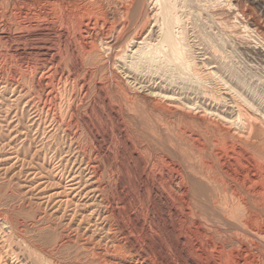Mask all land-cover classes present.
Masks as SVG:
<instances>
[{"label":"rangeland","instance_id":"1","mask_svg":"<svg viewBox=\"0 0 264 264\" xmlns=\"http://www.w3.org/2000/svg\"><path fill=\"white\" fill-rule=\"evenodd\" d=\"M12 1L14 2V4ZM65 1L67 2V0ZM70 1L71 0H68L66 4L62 5L60 7L61 10L59 12V7L57 8L53 5L38 7L31 6L30 4H28L27 0H0V264H99V262L100 264H102L101 261H103L104 258L110 260V256L112 255L110 251V240L106 239L108 238L107 232L113 233L115 230L119 229V225H124L125 228L128 227L129 221L127 218L129 217V215L131 219H134L137 216L136 220H138V222L140 221L139 224L143 223L144 231L146 230V235L148 234V236H146L144 240V242L147 244H141L142 241L140 242V240H138V246L140 247L141 244L144 248L147 246V248L149 249L150 247L149 250L152 252H159L162 250L163 252L161 251L160 253L166 255V257L162 254L161 257L158 256L159 258H154V256H152L150 253H146L145 261L139 260L140 264H151L150 262L154 259L155 261L152 262L153 264H156L157 262V264H161L163 263L162 260H164L165 262L163 264H184L183 261L178 259L177 255L173 254L175 252L172 250L170 245H168V241H166L167 238L164 234H166L167 237L170 234H173L174 236L178 235V237L170 235L173 236L170 238L174 239L185 238L186 242L183 239L180 244L182 245V243L184 242L181 247L183 249H186L188 248L187 233L189 229H193L195 231L196 227V231L198 230V232H203V236L206 234L209 237L207 238V236L205 235L207 239H213L214 243H211V247L216 249V246H218V249L220 251L218 252L217 249V253H215L214 250V257H211V260L208 261L202 259L201 261L199 260V263L197 261V258L193 257L192 253V256L190 255V253H185L184 255L186 256V258L185 256H183V258L188 264H201V262L202 264H231L233 261H235V259L236 261H239V263L234 264H240L241 262H243L245 253L242 250L239 251L237 247L235 248L236 243L232 242V240L237 239L236 237L238 236V238H241V233L243 232H237H239V224H241L240 221H242V219H244L243 221H245V218L247 220V213L244 212V214H242L241 211H235L236 209L240 210V207L234 210V213L236 212V215H234L235 220L236 218L239 220L242 217L239 222L237 220L235 221L236 223L238 222V226L234 222L235 226H237V229L234 225H232L234 226L233 228L230 225L225 224V227H230V229L229 227L226 229L223 226L224 224H222L218 220V222L215 220L214 223L211 222L210 224L212 226L215 225L214 227L209 225L206 227V230H204L205 227H203L202 225H198V223H202V221L200 222L197 217L190 219V217H186L183 215L181 209L182 201L180 200L186 197L184 195L187 194L184 193L187 189L186 187L190 188L189 186L191 185L192 181V177L190 176V174L192 172L205 173L209 181L213 178V182L211 181L212 184L211 182H209L211 186L213 185V188L217 184H220V181L226 185L228 179L223 178V168L228 169L230 167L232 168H230L232 171L234 167L235 170L233 171V173H235L236 171L234 175L237 178L236 182L235 180L231 181V183L229 182L232 190H228L230 187L225 188L223 183H221L220 186L217 185L216 187L222 188H218L221 194L225 191L227 193L224 194H228L230 191V194L233 195L232 197L234 199H232L230 194H228L229 196L227 197H231L230 199H232L233 202L229 198L228 199L232 203L239 201V203L245 202V197H242L243 194L240 193L241 190H245L248 192L253 190H259L260 193V190L262 191L263 189L261 193H264V155L258 153V151H256L255 149H250L247 144H241L239 140L233 137V139L231 137L229 138V136H226L223 131L220 130V133V131L215 129L219 125V122H221L219 116L217 117L216 115L217 113H220L221 116L223 115L224 109H227V107L223 105H226L225 101L228 97L226 94H223L224 90L218 87L216 83H213V81L203 73L204 69H210L211 67L216 65L214 64V61L223 64V68H227L229 66V69L227 68L229 72H231L232 74L234 73V75L240 80V82L242 81L241 83L244 88L247 87L246 90H249L248 92L254 98L260 100L264 104V66L258 64L257 61L254 62V60L249 59L248 57L246 58V55L242 54L243 52L239 49L238 45H236L232 38H230L231 32L235 30V28L231 27L230 20H228V24L225 21V23L223 22L224 24L222 25H220L221 22L216 21L217 23H220L217 25L215 20L210 15V13L216 8V6L214 5V0H200L201 2L199 0H169L170 2H168V0H166V4L169 7L171 3L173 4H171V7L174 6V13L171 10L172 8L170 7L169 11L171 10V12H169L167 15L170 17L167 18H171V20H174V18L177 17L176 19H178V21L180 20L179 23L177 22V20L175 21L176 23H173L175 24L173 28L170 27L172 30V34L176 38L179 37L181 42L182 38L184 39L186 37L185 41L183 40L185 44L183 42L182 43L184 45H188L185 48L187 51L184 49V46H182L183 44L180 45L181 42L177 41L179 46L182 47L183 50H185V59L187 60L188 58L189 62L192 61L190 62V64L192 65H194V61L195 64H203L204 62L208 61L207 63H204L205 65H199L200 67L198 66V71L200 74H202L197 77V79L193 76V71H191V69L189 70L188 67L186 68L187 64L185 65L181 61L179 62L177 60L174 61V58L171 59V56L169 57V53L167 54V45L162 44L164 50L162 49L161 45V47L158 46L157 48L154 46H148L143 49L141 55L135 53V50H137L138 47L134 46V44H132L133 42H131L133 41L132 37L134 35L140 33L141 39L144 38L146 42L150 44L152 43L151 37L153 36V28L156 24V22L152 21H154L155 18L153 19L148 17L149 20L147 19L148 21H146V17H143L144 15H147V12L151 13L153 10H155V8V12L160 11V6H157L158 2L153 0H140L141 2H144L142 3L143 7H141L142 5H138L139 9L137 8V11H140L138 14L142 12L140 16H143L141 17V19L143 18L145 22L142 19L143 21L141 23V19H139L138 22L137 20H134V24L133 22L129 23L127 22L128 20L124 21L122 19L121 22L123 24H120L121 22L119 20L121 18L118 16L119 3L116 1L114 3H112L113 0H72L73 2ZM147 1L150 5L147 4ZM247 1L248 0H231V3H233V5L235 3L239 4V6L243 10L249 9L250 12L255 13L257 20L264 24V17L262 16V14L257 10L256 7L250 6L249 2ZM141 2H139V4H141ZM151 3L153 5H151ZM163 3H160L161 7H167V5L165 3V5H163ZM114 5L116 6L117 11ZM144 6L147 7L145 8L146 10L144 9ZM149 6L152 7L149 8ZM132 9L133 11L135 10L134 8ZM34 11L35 13H33ZM143 11L145 12V14ZM200 15L202 16V18ZM159 16H156L158 17L157 20L159 19L157 21L156 27H159L164 22L161 20L162 23H159L161 22L160 19L164 18H160ZM38 17L40 19H38ZM181 18L185 19V21ZM133 19L130 18L129 20L132 21ZM33 20H35V24ZM213 22H215L216 25ZM126 23L129 25H127ZM139 23L142 24V27H140L141 25ZM28 24L30 25L28 26ZM136 25L138 26V28ZM121 26H123L124 29ZM162 26L164 27V23L162 24ZM86 27L90 30V33H88ZM141 29L142 31H140ZM239 30L241 31V36H243L244 38L247 33L245 34L244 29ZM195 32L197 34H195L194 36ZM95 34L99 36H101L102 34V37L108 38L107 40L109 41L116 39L114 43L115 45L109 47L105 46L104 43L106 41H102L99 38L97 39L95 37ZM198 35H200L201 37ZM227 35L230 37H228ZM190 36L195 38L193 39ZM130 39L131 41H129ZM196 39H199L200 41ZM196 41L198 43L200 42L202 44L200 45L203 47L198 45ZM202 41L204 43H202ZM186 42H190V44H187ZM88 44H91V46ZM205 44H207L208 46H205ZM89 47L91 48V50L95 51L94 54L96 55V59L86 61L85 59H89V57L87 56V54H85V51H89ZM211 47L212 49H210ZM213 47L215 49H213ZM203 48H205L204 50L206 51L212 50V52H215L218 49L215 52L217 56V58H215L216 60L214 59L213 61H210L205 57L204 54L203 56L201 54L204 52ZM199 49H202L201 52H199ZM161 52L163 54H161ZM187 52L189 53L188 57ZM201 60H203L204 62ZM209 61L213 62V64L208 65ZM132 62H135L134 65H132ZM180 64L184 65H182L181 67ZM227 69L225 70L227 71ZM212 71L215 72V68H213ZM201 76H203V78ZM199 78L203 79L204 81ZM218 79V83L220 84L221 82V84H223V78L219 77ZM189 88L192 89L190 90ZM216 95L219 97H217ZM167 96H172L170 97L172 98V100H170V98H168V100L166 98ZM206 96H208V98ZM213 97L218 98L216 104L212 102ZM209 98L212 99L210 100ZM175 100H177V102H175ZM173 103L179 104L177 105L178 108H174ZM141 107L143 108L140 109ZM179 107L182 108L180 109ZM147 108L150 110H148ZM216 108H219L222 111L219 112L220 110L218 111ZM169 109L171 110V112L174 109L177 110H174L176 112L173 111L171 113ZM142 110L143 112H141ZM160 110L162 114L159 112ZM144 111H148V113ZM256 111V114H260V111ZM182 113H185V116L182 115ZM204 113L206 117L204 116ZM141 115L144 117V119ZM137 116L139 117V119L137 118ZM197 116H202L200 118H203L204 116V118L210 121L208 122L204 118L199 119L197 118ZM159 117L160 119H158ZM162 117L163 119H161ZM145 118H147L148 121L147 119L145 120ZM180 119H183L184 121ZM145 121L146 123H143ZM153 121H156L154 122L156 126L152 123ZM205 121L207 125L205 124ZM147 123L149 125H147ZM160 123H162V125ZM167 123H169L170 125ZM214 123L218 124L215 125ZM164 125H167L166 128L164 127ZM145 126L146 128H149L146 129ZM150 126H153V128ZM234 127L237 126L235 125ZM146 131H148V136ZM178 134L181 136H179ZM152 135H155L157 138H152ZM213 136L214 140L212 139ZM158 138H161V141H159ZM208 139L210 140V142ZM220 140L222 141V144ZM223 140L224 142H226V146L224 145L225 143L223 142ZM160 142H163L164 144H161ZM180 142L181 144H179ZM236 142L239 145L241 144L240 148L242 147L243 151H245V153L243 152L245 154V156L243 157V161L239 159L237 153H234V149L238 147V145H236ZM187 143L190 144L188 145ZM194 143L196 146L194 145ZM201 143H203V145ZM211 143L212 145H210ZM230 146L233 147L232 152ZM168 149L171 150L168 151ZM251 150L253 151V155ZM207 151L208 155L206 154ZM181 152L182 154H180ZM251 155L255 158H253ZM191 156L193 157V159ZM203 156H208L206 157L208 159L204 158ZM177 160L179 161V164L177 163ZM195 161L197 164H195ZM245 167H249L252 171L249 170V168L246 169ZM185 169H187L188 171ZM197 169H199V171ZM260 169L262 171H260ZM221 173L222 176H220ZM241 175L244 176L242 177V179L245 178L244 181H241ZM218 176H220L222 180H220L221 178ZM188 177H190V179ZM95 178L98 181L95 180ZM214 178L220 179L214 180ZM246 178H248L250 181ZM251 178H253V180H251ZM223 179L225 181H223ZM145 181L149 182L150 184H153L155 188L158 189V192H160L159 194H161L162 198L165 200L163 206L160 205L159 200L153 203L155 199L154 197H151V194L148 191H146V188L144 187L145 185L143 184L145 183ZM253 181L255 182L253 183ZM232 182H234V184ZM235 184H239L240 186H234ZM241 184L243 185V188H245L240 190V187L242 186ZM249 184L251 185V187H249ZM169 186L172 188H168V190L166 187ZM233 186L235 187V189ZM252 186L254 187V189L252 188ZM138 188L145 192L143 195H148L144 197L146 200L149 197L150 199L146 201L145 199L143 200V197H141L140 195L138 197ZM177 188L180 189V191ZM215 189L214 190L217 191V188ZM223 189L226 190L224 191ZM164 190L168 191L169 193L164 192ZM222 190L224 192H222ZM174 191L175 194H177L176 196H174ZM237 191L238 194H236ZM261 193L260 196L258 195L259 197H256L257 199L259 198L258 201H260L263 197V194L261 197ZM234 195H236V197ZM177 196L179 197V200ZM180 197H182V199ZM235 198L238 201H236ZM241 199L243 200V202ZM184 200L189 201L188 194ZM263 200L260 201L262 203H257L258 205L261 204L259 205L260 207L264 206ZM154 207L156 208L154 209ZM173 209H175L176 211L179 210L177 212L178 220L176 219V221L179 224L181 223L180 225L175 222V217L172 214ZM155 210H158L157 213L155 212ZM238 213H241L243 216ZM159 215L161 217H159ZM145 216H147L146 219ZM148 216L154 218L155 221L158 220V222L155 223L158 224V226L160 225L159 227L161 229H157L153 225L154 222H152L151 218ZM160 218H162L163 220ZM182 218L185 219L183 220ZM144 219L146 222L143 221ZM262 219L263 218L259 220L262 223L260 224L259 222V227L264 228V219ZM192 220H194V224ZM195 222H197V224H195ZM116 223L119 225H117ZM147 223H150L149 227H147ZM215 223H218V225ZM220 225L222 226V228ZM162 226L164 227V229ZM193 226H195V228H193ZM216 226L219 229H217ZM208 227H210V229H208ZM152 228L155 230V234ZM165 228H168V232ZM172 228L175 229V231L173 229V232L175 234L173 232L169 234V231ZM178 228L181 230H179ZM214 228H216L215 230H217L218 232H214L215 230L212 231ZM147 229H151V232L149 230L148 232ZM176 229H178L179 231ZM126 230L130 231L131 228H126ZM160 230L164 231L160 232ZM220 230H222L223 232ZM229 230H233L231 232L232 234ZM149 233L151 234L149 235ZM228 233L230 234L227 235ZM118 234L119 235H116V242H118L116 244H119V246L127 244L126 240L122 238V235L120 233ZM183 234H186L184 235L186 237L182 236ZM156 235H160L161 237H157ZM151 236L152 238H150ZM148 237L149 239H147ZM154 237L156 241H154ZM217 237L221 238H219L218 242L216 240ZM228 237L230 240L226 239ZM147 240L150 242L152 241L151 243H153V245L155 242L154 250H152V244L150 242L149 244ZM160 240L161 243L159 242ZM221 240H223V243H220ZM256 240L257 238L251 237L249 240L246 241V247L247 249H250L249 252H254L256 254H258L259 252V254L255 255L253 258L254 264H260L261 262V264H263L264 259L262 258L264 256L262 257V254L260 253L261 251L264 252V244L260 241L263 245L260 243V245H262L261 248V246L257 243L258 246H260L258 247L256 242H259V240ZM164 243H166L165 245H168V247L170 248L171 254L168 251V247H166ZM185 243L187 246L185 245ZM212 244L213 246H215L213 247ZM220 244H222L223 247ZM247 244L248 246H251L248 247ZM255 246L258 247L256 251L254 249ZM156 247L161 248L159 249ZM250 247L254 248L252 249ZM221 248L226 249L228 257L226 256L225 250V255L224 252L223 254H221L223 251L221 250ZM234 248L236 250L238 249V252L234 250ZM107 249L109 250L106 251ZM105 251L108 253L106 254ZM127 253L122 254L126 262H120L119 264H134L135 258L132 256L133 254L130 253L129 257ZM166 253L169 254V256ZM37 254L39 255V257ZM78 254H80V256ZM147 254H150L149 256H152L151 258H153V260ZM92 255L95 259H91ZM99 256H103V258L98 259L101 258ZM187 256L189 259L191 258L190 261ZM240 256L242 257V259H240ZM257 256L259 257L257 258ZM67 257L69 259H67ZM88 259H91L92 262L90 260L87 261ZM230 260L232 262H230ZM178 261L181 262L179 263ZM186 262L185 264H187Z\"/></svg>","mask_w":264,"mask_h":264},{"label":"bare ground","instance_id":"2","mask_svg":"<svg viewBox=\"0 0 264 264\" xmlns=\"http://www.w3.org/2000/svg\"><path fill=\"white\" fill-rule=\"evenodd\" d=\"M16 1V0H15ZM20 1V0H19ZM24 1V0H23ZM28 1V4H30L31 6H47V5H53V6H56L57 8L59 7V12H60V7L62 6V5H64V4H66L67 2H68V0H67V2L65 1V0H27ZM72 1V0H71ZM70 1V2H71ZM112 1V0H111ZM118 2L119 4V8H118V16L121 18L119 21L121 22V20L123 19L124 21H127V22H129V23H132L134 20H137V22H138V20L139 19H141V17H143L142 15L140 16V14L142 13H140V14H138L139 12L137 11V8H138V5L140 6V5H142V3H144L143 1H145V0H143L142 2L140 1V0H113V2L112 3H114V2ZM150 1V0H149ZM153 1H156V2H158L157 3V6H160V11H156L155 12V10H156V8H155V10H153L151 13L150 12H147V15H144V17L143 18H145V20L146 21H148L149 19H148V17L149 18H155L154 19V21H152V22H156V24H157V21L159 20H157V18L158 17H156V16H159V15H161V16H159L160 18H162V17H164V18H162V19H160V21L162 20V21H164L163 23H164V27L162 26V21L161 22H159V23H162L159 27L157 26L156 27V24L154 25V28H153V36L151 37V42L153 43H148V42H146V40L143 38V39H141V35H140V33L139 34H136V35H134L135 34V32H134V36L132 37V40L133 41H131V39L129 40V41H131V42H133L132 44H134V46H137L138 48H137V50H135L136 52L135 53H137L138 55H141V53L143 52V49H145V47H158V46H162V44L163 45H167V54L169 53V57L171 56V59L172 58H174L173 60L175 61V60H177V61H181L182 63H184L185 65H186V68L188 67L189 68V70L191 69V71H193V76L197 79V77H199L201 74L199 73V71H198V66L199 65H201V66H203V65H205L204 63H207V62H204L203 60H201V61H203L204 63L202 64V63H199V64H195V61H194V65H192V64H190V62H192V61H188L189 59L187 58V60L185 59L186 57H184L185 56V48H186V46H188V45H184L185 43H184V41H185V39H186V37L183 39L182 38V42L184 43H182L181 42V40L179 39V37L178 38H176L173 34H172V30H171V28L170 27H174L175 26V24H173V23H176L175 21L177 20V22L179 23L180 22V20L178 21V19H176V18H174V20H171V18H167V17H170V16H167L168 15V13L169 12H171V10H172V12L174 11L173 10V7H171L172 5L170 4V7L172 8L170 11H169V6L166 4V0H153ZM171 1V0H170ZM169 0H168V2H170ZM197 1V0H196ZM200 1V0H199ZM204 1H206V0H204ZM234 1H237V0H234ZM246 1V0H245ZM5 2V1H4ZM13 2V1H12ZM26 2V1H25ZM73 2V1H72ZM139 2H141V4H139ZM156 2H155V4H156ZM167 5V7L166 6H163V5H165L164 3ZM201 2V1H200ZM214 5L216 6V8L210 13V15H211V17L215 20V22L217 21H219V22H221V24L220 23H217V25L218 24H220V25H222V24H224L225 23V21L227 22V24L229 23L228 22V20H230V22H231V27L232 28H235V30H233L232 32H231V34H230V36H228V37H230V38H232V40L236 43V45H238V47H239V49L243 52H241L242 54H244V55H246V58L248 57L249 59H252V60H254V62L255 61H257L258 62V64H261V65H263L264 66V24H262L259 20H257V18H256V16H255V13H253V12H250L249 11V9L248 10H243L240 6H239V4H234L233 5V3H231V0H214ZM247 2H249V4H250V6H254V7H256L257 8V10L262 14V16L264 17V0H248ZM11 3V2H10ZM79 3V2H78ZM111 3V2H110ZM153 3V2H152ZM151 3V5H153ZM163 3V7H161V4ZM179 3V2H178ZM205 3V2H204ZM13 4H14V2H13ZM146 4V3H145ZM147 4H149V2L147 1ZM160 4V5H159ZM190 4V3H189ZM2 5V4H1ZM20 5V4H19ZM29 5V6H30ZM116 5V4H115ZM114 5V7H115V9H116V11H117V8H116V6ZM150 5V4H149ZM182 5V4H181ZM206 5V4H205ZM13 6V5H12ZM21 6V5H20ZM109 6V5H108ZM133 6V7H132ZM155 6V5H154ZM183 6V5H182ZM195 6V5H194ZM113 7V6H112ZM134 8L135 10L133 11V9L132 8ZM141 7H143V5L141 6ZM152 7V6H151ZM150 6H149V8H151ZM201 7H203V6H201ZM214 7V6H213ZM19 8V7H18ZM22 8V7H21ZM25 8V7H24ZM23 8V9H24ZM29 8V7H28ZM43 8V7H42ZM51 8V7H50ZM104 8V7H103ZM102 8V9H103ZM145 8H147V7H145L144 6V9ZM37 9V8H36ZM41 9V8H40ZM47 9H48V7H47ZM114 9V10H115ZM139 9V8H138ZM143 9V8H142ZM186 9V8H185ZM195 9V8H194ZM197 9V8H196ZM201 9V8H200ZM33 10V9H32ZM42 10V9H41ZM58 10V9H57ZM141 10V9H140ZM146 10V9H145ZM147 10H150V9H147ZM152 10V9H151ZM183 10V9H182ZM198 10V9H197ZM206 10H208V9H206ZM21 11V10H20ZM25 11H26V9H25ZM49 11V10H48ZM144 12V11H143ZM204 12V11H203ZM210 12V11H209ZM257 12V11H256ZM5 13V12H4ZM33 13H35V11L33 12ZM46 13V12H45ZM65 13V12H64ZM88 13V12H87ZM174 13V12H173ZM202 13V12H201ZM258 13V12H257ZM31 14V13H30ZM38 14V13H37ZM76 14V13H75ZM74 14V15H75ZM101 14V13H100ZM144 14H145V12H144ZM171 14V13H170ZM40 15V14H39ZM45 15V14H44ZM175 15V14H174ZM28 16H30V15H28ZM32 16V15H31ZM196 16V15H195ZM201 16V15H200ZM36 17V16H35ZM40 17V16H39ZM38 17V19H40ZM85 17V16H84ZM23 18H25V17H23ZM47 18V17H46ZM45 18V19H46ZM130 18H134L132 21H130L129 19ZM136 18V19H135ZM142 18V19H143ZM172 18V19H173ZM199 18V17H198ZM201 18H202V16H201ZM35 19V18H34ZM72 19V18H71ZM140 20L141 21V23H142V21L144 20ZM148 19V20H147ZM165 19V20H164ZM170 19V20H169ZM182 19V18H181ZM208 19V18H207ZM17 20V19H16ZM31 20V19H30ZM145 20H144V22H145ZM182 20H184L185 21V19H182ZM205 20V19H204ZM34 21V24H35V20H33ZM45 21V20H44ZM196 21V20H195ZM198 21V20H197ZM28 22V21H27ZM135 22V21H134ZM133 22V23H134ZM208 22V21H207ZM215 22H213V23H215ZM224 22V23H223ZM32 23V22H31ZM111 23V22H110ZM201 23V22H200ZM216 23H215V25H216ZM33 24V23H32ZM120 24H123L122 22L120 23ZM127 24V23H126ZM135 24V23H134ZM140 24V23H139ZM148 24V23H147ZM197 24V23H196ZM205 24V23H204ZM30 24H28V26H29ZM38 25V24H37ZM80 25V24H79ZM89 25V24H88ZM125 25V24H124ZM127 25H129V24H127ZM130 25H132V24H130ZM141 26L140 27H142V24H140ZM144 25V24H143ZM171 25V26H170ZM192 25H193V23H192ZM208 25V24H207ZM34 26V25H33ZM95 26V25H94ZM137 26V25H136ZM148 26V25H147ZM181 26V25H180ZM212 26V25H211ZM210 26V27H211ZM224 26V25H223ZM122 28H123V26H121ZM146 27V26H145ZM209 27V26H208ZM16 28V27H15ZM36 28V27H35ZM74 28V27H73ZM137 28H138V26H137ZM144 28V27H143ZM150 28V27H149ZM197 28V27H196ZM215 28V27H214ZM86 29H87V31H88V33H90V30L86 27ZM124 29V28H123ZM127 29V28H126ZM186 29V28H185ZM211 29V28H210ZM225 29V28H224ZM239 29H244V31H245V37L243 38V36H241V31L239 30ZM19 30V29H18ZM119 30V29H118ZM135 30H137V29H135ZM152 30V29H151ZM183 30V29H182ZM195 30V29H194ZM193 30V31H194ZM199 30H200V28H199ZM214 30V29H213ZM3 31V30H2ZM139 31V30H138ZM137 31V32H138ZM140 31H142V29L140 30ZM139 31V32H140ZM148 31V30H147ZM174 31V30H173ZM192 31V32H193ZM116 32V31H115ZM121 32V31H120ZM117 33H118V31H117ZM142 33H144V32H142ZM175 33H176V30H175ZM179 33H180V30H179ZM186 33V32H185ZM190 33V32H189ZM149 34V33H148ZM188 34V33H187ZM193 34V33H192ZM195 34H197L196 32L194 33V36H195ZM214 34V33H213ZM212 34V35H213ZM88 35V34H87ZM90 35V34H89ZM117 35V34H116ZM150 35H151V33H150ZM205 35V34H204ZM220 35V34H219ZM9 36V35H8ZM82 36V35H81ZM178 36V35H177ZM188 36V35H187ZM198 36H200V35H198ZM207 36V35H206ZM95 37L98 39H100V40H102V41H106L105 43H104V45L105 46H107V47H109V46H114L115 44V40L113 39V40H111V41H109V40H107L108 38H103L102 37V34H101V36H99V35H97V34H95ZM114 37H115V35H114ZM130 37V38H131ZM150 37V36H149ZM189 37V36H188ZM191 38H195V37H192V36H190ZM201 37V36H200ZM215 37V36H214ZM221 37V36H220ZM219 37V38H220ZM179 39V40H176V39ZM190 38V39H191ZM197 38V37H196ZM216 38V37H215ZM110 39V38H109ZM188 39V38H187ZM199 39H201V38H199ZM199 39H196V40H199ZM228 39V38H227ZM184 40V41H183ZM226 40V39H225ZM148 41V40H147ZM177 41H180L179 43H180V45L181 44H183L182 46H184V49L185 50H183V48L182 47H180L179 46V44H178V42ZM193 41V40H192ZM200 41V40H199ZM216 41V40H215ZM218 41V40H217ZM229 41V40H228ZM227 41V42H228ZM94 42V41H93ZM98 42H99V40H98ZM187 43V42H186ZM189 44H190V42H188ZM187 43V44H188ZM195 43V42H194ZM196 43H198L197 41H196ZM202 43H204L203 41H202ZM213 43V42H212ZM222 43V42H221ZM75 44V43H74ZM84 44V43H83ZM86 44V43H85ZM131 44V43H130ZM201 43L199 42L198 43V45H200ZM214 44V43H213ZM41 45V44H40ZM88 45H90L91 46V44H88ZM93 45H95V44H93ZM202 45V44H201ZM200 45V46H201ZM207 44H205V46H206ZM231 45H232V43H231ZM234 45V44H233ZM130 46V45H129ZM160 46V47H161ZM193 46V45H192ZM195 46H196V44H195ZM208 46V45H207ZM219 46V45H218ZM222 46V45H221ZM83 47V46H82ZM88 47V46H87ZM97 47V46H96ZM190 47V46H189ZM201 47H203V46H201ZM238 47H236V48H238ZM9 48V47H8ZM60 48V47H59ZM90 48V47H89ZM95 48V47H94ZM111 48V47H110ZM155 48V49H156ZM166 48V47H165ZM188 48V47H187ZM151 49V48H150ZM161 49V48H160ZM162 49L164 50V48H163V46H162ZM192 49V48H191ZM197 49V48H196ZM205 48H203V50H204ZM209 49V48H208ZM210 49H212V47L210 48ZM213 49H215L214 47H213ZM217 49V48H216ZM219 49H221V48H219ZM82 50V49H81ZM89 50V49H88ZM90 50H91V48H90ZM85 51V50H83V51H85V54H87V56L89 57V59L87 58V59H85L86 61H90V60H94V59H96V55L94 54L95 53V51L94 50H91V51ZM157 50V49H156ZM159 50V49H158ZM166 50V49H165ZM189 50V49H188ZM200 50V49H199ZM198 50V51H199ZM202 50V49H201ZM201 50L199 51V52H201ZM218 50V49H217ZM216 50V51H217ZM239 50V51H240ZM102 51V50H101ZM108 51V50H107ZM149 51V50H148ZM187 51V50H186ZM213 51H215V50H213ZM215 51V52H216ZM134 52V51H133ZM192 52V51H191ZM203 52V51H202ZM215 52H212V50L211 51H206V50H204V52L203 53H201L202 55L204 54L205 55V57L208 59V60H210V61H213L215 58H217V56H216V54H215ZM224 52V51H223ZM80 53V52H79ZM77 54V53H76ZM144 54V53H143ZM149 54V53H148ZM159 54V53H158ZM161 54H163L162 52H161ZM188 52H187V57H188ZM108 55V54H107ZM166 55V54H165ZM203 55V56H204ZM86 56V55H85ZM153 56V55H152ZM151 56V57H152ZM161 56V55H160ZM195 56V55H194ZM193 56V57H194ZM35 57V56H34ZM146 57V56H145ZM154 57V56H153ZM197 57V56H196ZM218 57H219V55H218ZM7 58V57H6ZM14 58V57H13ZM63 58V57H62ZM73 58V57H72ZM76 58V57H75ZM132 58V57H131ZM155 58V57H154ZM190 58V57H189ZM195 58V57H194ZM5 59V58H4ZM59 59H61V58H59ZM68 59V58H67ZM133 59V58H132ZM140 59V58H139ZM138 59V60H139ZM191 59V58H190ZM193 59V58H192ZM197 59H199V58H197ZM202 59V58H201ZM56 60V59H55ZM71 60V59H70ZM134 60V59H133ZM137 60V61H138ZM145 60V59H144ZM156 60H157V58H156ZM168 60V59H167ZM216 60V59H215ZM221 60V59H220ZM219 60V61H220ZM80 61V60H79ZM98 61V60H97ZM132 61V60H131ZM141 61V60H140ZM161 61V60H160ZM176 61V62H177ZM209 61V63H208V65H211V64H213V62H210ZM75 62V61H74ZM94 62V61H93ZM154 62V61H153ZM186 62V63H185ZM223 62V61H222ZM228 62V61H227ZM76 63V62H75ZM86 63V62H85ZM133 63V62H132ZM135 63V62H134ZM134 63L132 64V65H134ZM148 63V62H147ZM162 63V62H161ZM164 63H165V61H164ZM170 63H172V62H170ZM252 63V62H251ZM67 64V63H66ZM152 64V63H151ZM163 64V63H162ZM184 64H180L181 65V67H182V65H184ZM214 64H216L215 66H213V67H211L210 69H204V71H203V73H204V75H206V76H208L212 81H213V83H216L217 85H218V87H220L222 90H224L225 91V93H224V91H223V94H226L227 95V100L225 101V103H226V105H223V106H226L227 107V109H224V112H223V115L221 116L220 115V113L218 114L217 113V117L219 116V118H220V121L221 122H219V121H217V122H219V125L217 126V128H215L216 130H218V131H223V133L224 134H226V136L228 135L229 136V138L231 137H233V138H235V139H237V140H239V142L241 143V144H247L248 146H249V148L250 149H255L256 151H258V153H260V154H262V155H264V104L260 101V100H258V99H256V98H254L248 91L249 90H246V88H244V86L242 85V81L240 82V80L234 75V73L232 74L231 72H229V66L227 67V68H223V64H221L220 62L218 63V62H215L214 61ZM226 64V63H225ZM228 64V63H227ZM256 64V63H255ZM73 65V64H72ZM129 65V64H128ZM160 65V64H159ZM223 65V66H222ZM10 66V65H9ZM30 66V65H29ZM88 66V65H87ZM176 66V65H175ZM14 67V66H13ZM57 67V66H56ZM167 67V66H166ZM184 67V66H183ZM200 67V66H199ZM257 67V66H256ZM261 67V66H260ZM259 67V68H260ZM90 68V67H89ZM134 68V67H133ZM172 68V67H171ZM206 68V67H205ZM213 68H215V72H213L212 71V69ZM30 69V68H29ZM168 69V68H167ZM225 69H227V71L225 70ZM261 69H263V68H261ZM48 70V69H47ZM67 70H68V68H67ZM93 70V69H92ZM111 70H112V68H111ZM161 70V69H160ZM172 70V69H171ZM176 70V69H175ZM186 70H188V69H186ZM199 70H200V68H199ZM202 70V69H201ZM46 71V70H45ZM58 71V70H57ZM234 71V70H233ZM70 72V71H69ZM237 72V71H236ZM80 73V72H79ZM174 73H176V72H174ZM190 73V72H189ZM238 73V72H237ZM93 74V73H92ZM99 74V73H98ZM191 74H192V72H191ZM177 75V74H176ZM203 75V76H204ZM218 75H219V77H222L223 78V81H222V83L223 84H221V80L219 81L220 82V84L218 83ZM241 75V74H240ZM5 76V75H4ZM82 76V75H81ZM117 76V75H116ZM203 76H201L202 78H203ZM205 76V77H206ZM26 77V76H25ZM121 77V76H120ZM44 78V77H43ZM65 78H66V76H65ZM64 78V79H65ZM102 78V77H101ZM189 78V77H188ZM193 79V78H192ZM199 79H201V78H199ZM198 79V80H199ZM242 79V78H241ZM195 80V79H194ZM201 80H203V79H201ZM120 81V80H119ZM204 81V80H203ZM101 82V81H100ZM123 82V81H122ZM209 82V81H208ZM29 83V82H28ZM191 83V82H190ZM210 83V82H209ZM13 84V83H12ZM44 84H46V83H44ZM24 85V84H23ZM71 85H73V84H71ZM95 85V84H94ZM141 85V84H140ZM192 85V84H191ZM196 85V84H195ZM209 85V84H208ZM246 85V84H245ZM76 86V85H75ZM212 86V85H211ZM250 86V85H249ZM6 87V86H5ZM78 87V86H77ZM114 87V86H113ZM72 88V87H71ZM80 88V87H79ZM199 88V87H198ZM205 88V87H204ZM249 88V87H248ZM190 89V88H189ZM192 89V88H191ZM190 89V90H191ZM252 89V88H251ZM30 90V89H29ZM177 90V89H176ZM188 90V89H187ZM25 91V90H24ZM35 91V90H34ZM64 91V90H63ZM132 91V90H131ZM195 91V90H194ZM211 91V90H210ZM119 92V91H118ZM122 92V91H121ZM196 92V91H195ZM198 92V91H197ZM199 92H200V90H199ZM180 93V92H179ZM205 93V92H204ZM207 93V92H206ZM212 93H214V92H212ZM211 93V94H212ZM25 94V93H24ZM40 94V93H39ZM117 94V93H116ZM123 94V93H122ZM158 94V93H157ZM193 94H195V93H193ZM162 95V94H161ZM179 95V94H178ZM257 95H258V93H257ZM163 96V95H162ZM165 96V95H164ZM188 96V95H187ZM209 96H210V94H209ZM217 96V95H216ZM32 97V96H31ZM101 97V96H100ZM161 97V96H160ZM170 97H172V96H170ZM169 96H167L166 98L168 99V98H170ZM204 97V96H203ZM207 98H208V96H206ZM212 97V96H211ZM217 97H219V96H217ZM217 97H213V100H212V102L213 103H215L216 104V101H218V98ZM110 98V97H109ZM164 98V97H163ZM193 98V97H192ZM264 98V97H263ZM174 99H175V97H174ZM173 99V100H174ZM177 99V98H176ZM180 99V98H179ZM210 99V98H209ZM212 99V98H211ZM210 99V100H211ZM221 99V98H220ZM224 99V98H223ZM129 100V99H128ZM169 100V99H168ZM170 100H172V98H170ZM178 100V99H177ZM177 100H175V102H177ZM37 101V100H36ZM195 101V100H194ZM143 102V101H142ZM169 102V101H168ZM178 102H180V101H178ZM220 102V101H219ZM224 102V101H223ZM160 103V102H159ZM170 103H172V102H170ZM182 103V102H181ZM188 103V102H187ZM45 104V103H44ZM129 104V103H128ZM133 104V103H132ZM174 104V103H173ZM203 104V103H202ZM206 104V103H205ZM125 105V104H124ZM148 105V104H147ZM177 105H179V104H174V108H178V106ZM181 105V104H180ZM61 106V105H60ZM86 106V105H85ZM101 106V105H100ZM139 106V105H138ZM159 106H161V105H159ZM202 106V105H201ZM170 107H172V106H170ZM192 107V106H191ZM215 107V106H214ZM88 108V107H87ZM129 108V107H128ZM143 107H141L140 109H142ZM165 108V107H164ZM169 108V107H168ZM180 108V107H179ZM182 108V107H181ZM180 108V109H181ZM190 108V107H189ZM198 108V107H197ZM203 108V107H202ZM208 108V107H207ZM37 109V108H36ZM86 109V108H85ZM148 109V108H147ZM147 109H145V110H147ZM163 109V108H162ZM192 109V108H191ZM210 109V108H209ZM219 112H221L222 110L221 109H219V108H216ZM42 110V109H41ZM97 110V109H96ZM110 110V109H109ZM139 110V109H138ZM148 110H150V109H148ZM165 110V109H164ZM170 110V109H169ZM174 110H177V109H174ZM173 110V111H174ZM206 110V109H205ZM214 110V109H213ZM256 110H258V111H260V114L259 113H255V112H257ZM135 111V110H134ZM167 111H168V109H167ZM172 111V112H173ZM207 111V110H206ZM116 112V111H115ZM136 112V111H135ZM134 112V113H135ZM141 112H143V110L141 111ZM144 112H147L148 113V111H144ZM149 112H151V111H149ZM158 112V111H157ZM160 113H161V110L159 111ZM158 112V113H159ZM170 112H171V110H170ZM171 112V113H172ZM174 112H176V111H174ZM182 112V111H181ZM184 112V111H183ZM193 112V111H192ZM213 112V111H212ZM216 112V111H215ZM225 112H226V114H225ZM102 113V112H101ZM137 113V112H136ZM159 113V114H160ZM187 113H188V111H187ZM194 113V112H193ZM141 114V113H140ZM144 114V113H143ZM162 114V113H161ZM165 114V113H164ZM181 114V113H180ZM185 114V113H184ZM183 113H182V115H184ZM210 114V113H209ZM259 114V115H258ZM137 115V114H136ZM148 115V114H147ZM150 115V114H149ZM173 115V114H172ZM199 115V114H198ZM202 115H203V113H202ZM135 116V115H134ZM134 116H133V118H134ZM142 116V115H141ZM151 116V115H150ZM152 116H155V115H152ZM185 116V115H184ZM194 116V115H193ZM204 116H205V113H204ZM204 116H203V118H204ZM136 117V116H135ZM143 117V116H142ZM147 117V116H146ZM200 117H202V116H197V118H199V119H203V118H200ZM206 117V116H205ZM137 118L139 119V117L137 116ZM148 118V117H147ZM147 118H145V120L147 119ZM154 118V117H153ZM175 118H177V117H175ZM208 118V117H207ZM215 118V117H214ZM143 119H144V117H143ZM149 119H150V117H149ZM155 119V118H154ZM153 119V120H154ZM158 119H160V117L158 118ZM161 119H163V117L161 118ZM204 119H206V118H204ZM210 119V118H209ZM133 120V119H132ZM141 120H142V118H141ZM156 120V119H155ZM180 120H183V119H180ZM188 120V119H187ZM191 120H194V119H191ZM190 120V121H191ZM134 121V120H133ZM147 121H148V119H147ZM151 121H152V119H151ZM160 121H163V120H160ZM184 121V120H183ZM203 121V120H202ZM201 121V122H202ZM206 121H210V120H207L206 119ZM206 121H205V124L207 125V123H206ZM41 122V121H40ZM154 122H156V121H153L152 123L153 124H155ZM177 122V121H176ZM196 122H198V121H196ZM204 122V121H203ZM63 123V122H62ZM118 123V122H117ZM143 123H146V121L145 122H143ZM148 123H150V122H148ZM147 123V125H149ZM191 123V122H190ZM200 123V122H199ZM198 123V124H199ZM220 123H221V126H220ZM161 125H162V123H160ZM163 124H165V123H163ZM167 124H169V123H167ZM173 124H174V122H173ZM183 124V123H182ZM192 124V123H191ZM193 124H194V122H193ZM196 124V123H195ZM201 124V123H200ZM212 124H213V122H212ZM215 124V123H214ZM216 124H218V123H216ZM215 124V125H216ZM141 125H142V123H141ZM150 125H152V124H150ZM158 125H159V122H158ZM170 125V124H169ZM186 125H187V123H186ZM237 126V127H234V126ZM96 126V125H95ZM154 126V125H153ZM153 126H150V127H152L153 128ZM155 126H156V124H155ZM167 126V125H166ZM166 126L164 125V127L166 128ZM203 126V125H202ZM163 127V126H162ZM173 127V126H172ZM179 127V126H178ZM192 127V126H191ZM214 127V126H213ZM82 128V127H81ZM145 128H146V126H145ZM149 128V127H148ZM148 128H146V129H148ZM155 128V127H154ZM171 128V127H170ZM181 128V127H180ZM184 128V127H183ZM202 128V127H201ZM169 129V128H168ZM167 129V130H168ZM186 129V128H185ZM189 129H191V128H189ZM193 129V128H192ZM205 129V128H204ZM209 129V128H208ZM214 129V130H215ZM54 130V129H53ZM91 130V129H90ZM144 130V129H143ZM165 130V129H164ZM184 130V129H183ZM154 131V130H153ZM157 131V130H156ZM166 131V130H165ZM180 131V130H179ZM185 131V130H184ZM191 131V130H190ZM194 131V130H193ZM197 131V130H196ZM213 131V130H212ZM221 131H220V133H221ZM107 132V131H106ZM129 132V131H128ZM171 132V131H170ZM198 132V131H197ZM201 132H203V131H201ZM146 133H147V136H148V131H146ZM172 133V132H171ZM178 133V132H177ZM193 133V132H192ZM218 133V132H217ZM183 134V133H182ZM185 134V133H184ZM201 134V133H200ZM211 134V133H210ZM142 135V134H141ZM168 135V134H167ZM179 135V134H178ZM197 135V134H196ZM98 136V135H97ZM151 136V135H150ZM153 136V135H152ZM155 136V135H154ZM152 137V138H157L156 136L155 137ZM170 136V135H169ZM179 136H181V135H179ZM203 136H204V133H203ZM207 136H209V135H207ZM223 136V135H222ZM221 136V137H222ZM161 137V136H160ZM172 137V136H171ZM171 137H170V139H171ZM175 137V136H174ZM186 137V136H185ZM192 137V136H191ZM219 137V136H218ZM47 138V137H46ZM80 138V137H79ZM150 138V137H149ZM176 138V137H175ZM178 138V137H177ZM183 138V137H182ZM194 138V137H193ZM202 138V137H201ZM205 138V137H204ZM226 138V137H225ZM228 138V137H227ZM232 138V139H233ZM76 139V138H75ZM151 139V138H150ZM159 139V138H158ZM168 139V138H167ZM173 139V138H172ZM195 139V138H194ZM213 140H214V136H213V138H212ZM211 139V140H212ZM217 139V138H216ZM231 139V140H232ZM78 140V139H77ZM94 140V139H93ZM120 140V139H119ZM133 140V139H132ZM190 140V139H189ZM209 140V139H208ZM222 140V139H221ZM220 140V141H221ZM236 140V141H237ZM125 141V140H124ZM159 141H161V138L159 139ZM163 141V140H162ZM167 141V140H166ZM171 141V140H170ZM176 141V140H175ZM174 141V142H175ZM180 141H181V139H180ZM183 141V140H182ZM219 141V142H220ZM233 141V140H232ZM72 142V141H71ZM178 142H179V140H178ZM191 142V141H190ZM209 142H210V140H209ZM223 142H224V140H223ZM234 142H235V140H234ZM238 142V141H237ZM237 142H236V145H238V147H236L235 149H234V153H237L238 154V157H239V159H241L242 161L244 160V156H245V151H243V149H242V147L240 148V145L239 144H237ZM238 142V143H239ZM161 144L163 143V142H160ZM166 143V142H165ZM172 143V142H171ZM176 143V142H175ZM175 143H174V145H175ZM198 143H199V140H198ZM204 143H207V142H204ZM225 144V146H226V142H224ZM44 144V143H43ZM164 144V143H163ZM179 144H181V142L179 143ZM188 144V143H187ZM190 144V143H189ZM188 144V145H189ZM202 145H203V143H201ZM221 144H222V141H221ZM231 144H232V142H231ZM194 145H195V143H194ZM206 145V144H205ZM210 145H212V143L210 144ZM236 145H234V146H236ZM150 146V145H149ZM158 146V145H157ZM164 146H166V145H164ZM172 146H173V144H172ZM191 146V145H190ZM196 146V145H195ZM194 146V147H195ZM215 146V145H214ZM228 146H229V144H228ZM232 146V145H231ZM230 146V147H231ZM243 146V145H242ZM186 147V146H185ZM210 147H212V146H210ZM209 147V148H210ZM229 147V148H230ZM255 147V148H254ZM162 148V147H161ZM184 148V147H183ZM198 148V147H197ZM202 148V147H201ZM207 148V147H206ZM216 148V147H215ZM219 148V147H218ZM217 148V149H218ZM233 147H231V152H232V149ZM63 149V148H62ZM67 149V148H66ZM147 149V148H146ZM180 149V148H179ZM182 149V148H181ZM196 149V148H195ZM217 149H216V151H217ZM249 149V150H250ZM162 150V149H161ZM164 150H166V149H164ZM169 150H171V149H168V151ZM175 150V149H174ZM184 150V149H183ZM194 150V149H193ZM226 150V149H225ZM230 150V149H229ZM251 150V151H252ZM76 151V150H75ZM181 151V150H180ZM212 151V150H211ZM221 151H222V149H221ZM220 151V152H221ZM51 152V151H50ZM205 152V151H204ZM203 152V153H204ZM227 152V151H226ZM244 152V153H243ZM44 153V152H43ZM85 153V152H84ZM161 153V152H160ZM177 153V152H176ZM201 153H202V151H201ZM208 153V151L206 152V154ZM215 153V152H214ZM233 153V154H234ZM67 154V153H66ZM65 154V155H66ZM70 154V153H69ZM180 154H182V152L180 153ZM197 154V153H196ZM200 154V153H199ZM213 154V153H212ZM244 154V155H243ZM186 155H187V153H186ZM205 155V154H204ZM208 155V154H207ZM214 155V154H213ZM235 155V154H234ZM252 155H253V151H252ZM251 155V156H252ZM96 156V155H95ZM139 156V155H138ZM196 156V155H195ZM225 156V155H224ZM249 156V155H248ZM57 157V156H56ZM76 157V156H75ZM94 157V156H93ZM178 157V156H177ZM183 157H184V152H183ZM190 157V156H189ZM192 157V156H191ZM204 157V156H203ZM206 157H208V156H206ZM206 157H204V158H206ZM213 157V156H212ZM247 157V156H246ZM245 157V158H246ZM253 157V156H252ZM258 157H259V155H258ZM182 158V157H181ZM188 158V157H187ZM225 158V157H224ZM253 158H255V157H253ZM252 158V159H253ZM53 159V158H52ZM192 159H193V157H192ZM206 159H208V158H206ZM211 159V158H210ZM217 159V158H216ZM229 159V158H228ZM227 159V160H228ZM238 159V160H239ZM251 159V158H250ZM66 160H68V159H66ZM215 160V159H214ZM235 160V159H234ZM76 161V160H75ZM94 161V160H93ZM178 161V160H177ZM182 161H184V160H182ZM190 161V160H189ZM189 161H188V163H189ZM209 161V160H208ZM211 161H213V160H211ZM224 161H225V159H224ZM241 161V162H242ZM246 161H247V159H246ZM245 161V162H246ZM251 161V160H250ZM253 161V160H252ZM80 162V161H79ZM222 162V161H221ZM220 162V163H221ZM245 162H243V163H245ZM249 162V161H248ZM178 164H179V161L177 162ZM180 163H181V161H180ZM199 163V162H198ZM201 163V162H200ZM211 163H213V162H211ZM215 163V162H214ZM223 163V162H222ZM227 163V162H226ZM228 163H230V162H228ZM238 163H239V161H238ZM251 163V162H250ZM256 163H258V162H256ZM129 164V163H128ZM151 164V163H150ZM158 164V163H157ZM195 164H197L196 163V161H195ZM202 164V163H201ZM247 164V163H246ZM182 165H183V163H182ZM194 165V164H193ZM209 165H211V164H209ZM224 165V164H223ZM241 165H243V164H241ZM72 166V165H71ZM128 166V165H127ZM185 166V165H184ZM200 166V165H199ZM248 166V165H247ZM80 167V166H79ZM196 167V166H195ZM240 167V166H239ZM255 167V166H254ZM65 168V167H64ZM215 168V167H214ZM217 168V167H216ZM231 168V167H230ZM230 168H226V169H224L223 168V174H224V176H223V178H227L228 180H227V182H226V185L223 183V182H219L220 184L221 183H223L224 184V186H225V188H228V187H230L228 190H230L231 189V185H230V183H231V181H233V180H235V182H236V180H237V178L235 177V173H236V171H235V173H233V171L235 170L234 169V167H233V171L230 169ZM243 168V167H242ZM246 169L247 168H249V167H245ZM206 169V168H205ZM245 169V170H246ZM259 169V168H258ZM152 170V169H151ZM160 170V169H159ZM185 170H187V169H185ZM189 170H192V169H189ZM198 171H199V169H197ZM202 170H204V169H202ZM201 170V171H202ZM244 170V171H245ZM249 170H251L250 168H249ZM91 171V170H90ZM153 171V170H152ZM173 171V170H172ZM188 171V170H187ZM204 171H206V170H204ZM212 171V170H211ZM220 171V170H219ZM222 171V170H221ZM252 171V170H251ZM254 171V170H253ZM260 171H262L261 169H260ZM192 172V171H191ZM215 172V171H214ZM143 173V172H142ZM237 173H238V170H237ZM254 173V172H253ZM256 173V172H255ZM261 173V172H260ZM186 174V173H185ZM184 174V175H185ZM208 174V173H207ZM215 174V173H214ZM219 174V173H218ZM262 174V173H261ZM61 175V174H60ZM119 175V174H118ZM121 175V174H120ZM140 175V174H139ZM213 175V174H212ZM211 175V176H212ZM251 175H253V174H251ZM141 176V175H140ZM187 176V175H186ZM190 176L192 177V181H191V185L189 186L190 188H188V187H186L187 189L185 190V192L184 193H187L188 194V200L189 201H186V200H184L186 197H187V194H184L183 196L185 197L184 199H182V197H180L182 200H180V201H182L181 203H182V207H181V209H182V212H183V215L184 216H186V217H190V219H192V218H194V217H197V219L198 220H200V222L202 221V223H198V225H202L203 227H205L204 228V230H206V227L207 226H209L210 224H211V222L212 223H214L215 222V220L217 221H219V222H221L222 224H224L223 226L225 227V224H227V225H230L231 227H233L234 228V226H235V224H234V222L237 220L238 222H239V220H241L242 219V217L241 216H243L242 214H244V212L245 213H247V220H246V218H245V221H243L244 219H242V221H240L241 222V224H239V232H237V233H240V232H243V233H241L242 235H241V238H238V237H236L237 239H235V240H232V242H234V243H236V245H235V248L237 247L238 249H239V251L240 250H242V251H244V253H245V257L243 258V262H241V263H243V264H254V256L255 255H258L259 254V252H258V254H256V253H254V252H249V248L247 249V247H246V241L247 240H249L251 237H255V238H257V240L256 241H258L259 240V242H256V244L258 243L259 245H260V243L261 242H263V244H264V228H261V227H259V225L260 224H262L259 220L261 219V218H263L264 219V206L263 207H260L259 205H261V204H257L258 202H260L261 200H263V198H264V193H261L262 191H263V189H262V191L260 190V193H261V197H262V194H263V197H262V199L260 200V201H258V199L256 198V197H259L260 196V193H259V190L258 191H256V190H253V191H250V192H248V191H245V190H241V189H244L243 188V185L242 184H245V183H242L241 185V187H240V190H241V194H243V196L242 197H245V202L244 203H239V202H235V203H232L233 202V200L232 199H234L232 196L233 195H231L230 194V191H229V193L228 194H230L231 195V197H232V199H230L229 197H227V196H229L228 194H224V193H227L224 189V191L222 190V192H224V193H222L221 194V192H219V189H222L221 187H216L217 185H219L220 186V184H217L215 187H213L214 189L215 188H217V191H215L213 188H212V186H211V184H212V182H213V178L212 179H210V181L208 180V177L205 175V173H197V172H195V173H191L190 174ZM210 176V177H211ZM220 176H222V173H221V175ZM220 176H218V177H220ZM62 177V176H61ZM72 177V176H71ZM209 177V178H210ZM214 177H216V176H214ZM241 178V181L243 180L244 181V179L245 178H243L242 179V177H244V176H240ZM258 177V176H257ZM262 177V176H261ZM112 178H113V176H112ZM117 178V177H116ZM176 178V177H175ZM189 179H190V177H188ZM187 178V179H188ZM221 178V177H220ZM219 178V179H220ZM79 179V178H78ZM110 179V178H109ZM188 179V180H189ZM219 179H217V178H214V180H219ZM246 179H248V178H246ZM262 179V178H261ZM95 180H97L96 178H95ZM144 180V179H143ZM145 180H146V178H145ZM175 180V179H174ZM220 180H222V178L220 179ZM249 180V179H248ZM248 180H246V181H248ZM251 180H253V178H251ZM260 180V179H259ZM68 181V180H67ZM98 181V180H97ZM167 181V180H166ZM172 181H173V179H172ZM212 181V182H211ZM223 181H225L224 179H223ZM239 181V180H238ZM250 181V180H249ZM124 182V181H123ZM209 182H211V184L209 183ZM216 182V181H215ZM218 182V181H217ZM230 182V183H229ZM255 181H253V183H254ZM261 182V181H260ZM74 183V182H73ZM90 183V182H89ZM233 184H234V182H232ZM239 183V182H238ZM253 183H250V184H253ZM79 184V183H78ZM145 186V188H146V191H148L150 194H151V197H154V201H153V203L155 202V201H157V200H159V202H160V205L161 206H163V203H165L164 201V199L162 198V196H161V194H159L160 192H158V189H156L155 188V186L153 185V184H150L149 182H147V181H145V183H143ZM177 184V183H176ZM187 184V183H186ZM249 184V185H250ZM180 185V184H179ZM178 185V186H179ZM237 184H235L234 186H236ZM239 185V184H238ZM237 185V186H238ZM248 185V184H247ZM84 186V185H83ZM164 186H167V185H164ZM163 186V187H164ZM170 186H171V184H170ZM166 187L167 189L168 188H172V187ZM227 186V187H226ZM233 186V187H234ZM240 186V185H239ZM238 186V187H239ZM82 187V186H81ZM160 187V186H159ZM174 187V186H173ZM232 187V188H233ZM249 187H251V185L249 186ZM84 188V187H83ZM136 188V187H135ZM165 188V187H164ZM163 188V189H164ZM219 188V189H218ZM252 188L254 189V187L252 186ZM178 189V188H177ZM234 189H235V187H234ZM238 189V188H237ZM247 189V188H246ZM261 189V188H260ZM90 190V189H89ZM166 190V189H165ZM164 190V192H166V193H169L168 191H165ZM169 190V189H168ZM179 191H180V189H178ZM227 190V191H228ZM232 190V189H231ZM239 190V189H238ZM132 191V190H131ZM172 191V190H171ZM176 191V190H175ZM175 191H174V196H176L177 194H175ZM178 191V192H179ZM182 191V190H181ZM121 192V191H120ZM236 192V191H235ZM145 192H143L140 188H138L137 189V194H138V197H139V195L141 196V197H143V200L145 199L144 197L145 196H148V195H143ZM233 193H234V191H233ZM87 194V193H86ZM99 194V193H98ZM111 194V193H110ZM183 194V193H182ZM181 194V195H182ZM236 194H238V191H237V193ZM259 195V196H258ZM150 196V195H149ZM169 196V195H168ZM235 197H236V195H234ZM170 197V196H169ZM178 197V196H177ZM190 197V198H189ZM238 197V196H237ZM240 197V196H239ZM147 198V197H146ZM232 200V202L229 200ZM142 199V198H141ZM148 199H150V197L148 198ZM147 199V200H148ZM172 199V198H171ZM256 199H257V201H256ZM146 200V199H145ZM146 200V201H147ZM178 200H179V197H178ZM235 200L236 201H238L236 198H235ZM242 200V199H241ZM108 201V200H107ZM121 201V200H120ZM179 201V202H180ZM264 201V200H263ZM113 202V201H112ZM116 202V201H115ZM118 202V201H117ZM149 202V201H148ZM242 202H243V200H242ZM130 203V202H129ZM151 203H152V199H151ZM181 203H180V206H181ZM260 203H262V202H260ZM264 203V202H263ZM95 204V203H94ZM156 204V203H155ZM167 204V203H166ZM165 204V205H166ZM153 205V204H152ZM155 206V205H154ZM159 206V205H158ZM179 206V207H180ZM114 207V206H113ZM152 207V206H151ZM160 207V206H159ZM174 207H175V205H174ZM240 207V208H239ZM139 208V207H138ZM156 207H154V209H155ZM236 208H239L240 210H238V209H236ZM95 209V208H94ZM114 209V208H113ZM135 209V208H134ZM236 209V210H235ZM148 210V209H147ZM146 210V211H147ZM234 210L235 211H241V213H238V214H241V218L238 220L237 218H236V220L234 219V215H236L235 213H234ZM96 211V210H95ZM94 211V212H95ZM126 211H127V209H126ZM149 211V210H148ZM158 211V210H157ZM157 211L155 210V212L157 213ZM179 211V210H178ZM178 211H176L175 209H173V212H172V214L174 215V217H175V222H177L176 221V219H177V212ZM243 211V212H242ZM150 212V211H149ZM153 212V211H152ZM161 212H162V210H161ZM160 212V213H161ZM170 212V211H169ZM181 212V211H180ZM171 213V212H170ZM130 214V213H129ZM154 214V213H153ZM180 214V213H179ZM237 214V215H238ZM147 215V214H146ZM246 215V214H245ZM244 215V216H245ZM134 216V215H133ZM136 216V215H135ZM141 216V215H140ZM158 216V215H157ZM238 216V217H239ZM93 217H95V216H93ZM110 217V216H109ZM128 217V216H127ZM137 217V216H136ZM136 217L134 218V219H131L130 218V215H129V217L127 218L128 219V221H129V225H128V227H126V228H128V229H130L131 228V230L129 231H127L126 230V228H125V226L123 225H119V224H117V225H119V229H117V230H115L114 232H116V233H114L113 231V233H111V232H107L108 233V238H106V239H108V240H110V243H111V256L109 255L110 254V252H109V256L111 257L110 258V260H107V258H104L103 259V261H101L102 262V264H119L120 262H124L125 261V259H124V256H122V254H126L127 252H130V253H132L133 255V257L135 258V262H134V264H140V262H139V260H143V261H145V254L146 253H150L152 256H154V258H157L158 256H160L161 257V255L163 254H161L160 252L162 251H159V249L161 248V247H156V248H159L158 249V251L159 252H152V251H150L149 249H150V247H149V249L147 248V246L144 248V247H142V245L141 244H143V243H145L144 242V240H145V237L146 236H148V234L146 235V230L144 231V226H143V223H140L139 224V222H138V220H136ZM148 217H150V216H148ZM159 217H161L160 215H159ZM8 218V217H7ZM83 218V217H82ZM106 218V217H105ZM113 218V217H112ZM147 218V216H145V219ZM151 218V217H150ZM163 218V217H162ZM162 218H160V219H162ZM165 218V217H164ZM145 219L143 220V221H145ZM157 219V218H156ZM159 219V218H158ZM167 219V218H166ZM183 219V218H182ZM185 219V218H184ZM183 219V220H184ZM262 219V220H263ZM123 220V219H122ZM121 220V221H122ZM126 220V219H125ZM124 220V221H125ZM141 220V219H140ZM151 220H152V222H154L153 223V225L158 229V228H160L159 226H158V224H156L157 222H158V220L157 221H155V219L154 218H151ZM163 220V219H162ZM165 220V219H164ZM178 220V219H177ZM182 220V221H183ZM188 220H189V218H188ZM195 220V219H194ZM194 220H192V222H193V224H194ZM118 221V220H117ZM120 221V222H121ZM127 221V220H126ZM147 221H149V220H147ZM160 221V220H159ZM171 221V220H170ZM180 221V220H179ZM187 221V220H186ZM217 221V222H218ZM264 221V220H263ZM262 221V222H263ZM15 222V221H14ZM146 222V221H145ZM156 222V223H155ZM164 222H166V221H164ZM174 222V221H173ZM174 222V223H175ZM191 222V221H190ZM237 222V223H238ZM259 222H260V224H259ZM2 223V222H1ZM119 223V222H118ZM122 223H124V222H122ZM121 223V224H122ZM151 223V222H150ZM150 223H147L148 224V226L147 227H149V224ZM169 223V222H168ZM178 223V222H177ZM182 223H184V222H182ZM186 223V222H185ZM188 223V222H187ZM236 223V222H235ZM237 223H236V225H237ZM115 224V223H114ZM127 224V223H126ZM181 224V223H180ZM179 223H178V225H180ZM195 224H197V222H195ZM215 224H217L218 225V223H215ZM153 225H152V227H153ZM174 225V224H173ZM184 225H186V224H184ZM183 225V226H184ZM232 225H234V226H232ZM116 226V225H115ZM176 226V225H175ZM197 226V225H196ZM201 226V227H202ZM210 226H212V225H210ZM215 226V225H214ZM214 226H212V227H214ZM221 226V225H220ZM238 226V225H237ZM237 226H235L236 227V229H237ZM262 226V225H261ZM263 226H264V224H263ZM130 227V228H129ZM146 227V226H145ZM163 227V226H162ZM174 227V226H173ZM177 227V226H176ZM181 227H182V225H181ZM185 227V226H184ZM211 227V228H212ZM217 227V226H216ZM229 227V226H228ZM228 227H225L226 229L228 228ZM76 228V227H75ZM78 228V227H77ZM155 228V229H156ZM188 228V227H187ZM190 228V227H189ZM193 228H195V226H193ZM197 228V227H196ZM196 228H195V231L192 229H189V231H188V233H187V245H188V248H186V249H183L181 246L183 245V243H182V245L180 244L182 241H183V239H184V241H185V238H183V239H174V238H170V237H173L174 235L173 234H170V233H172L173 232V229L174 228H172V229H170V231H169V234L170 235H173V236H170V235H168V237H167V235L166 234H164L165 236H166V238H167V240L166 241H168V245H170V247L172 248V250L175 252V253H173L174 255H177V257H178V259L179 260H181V261H183L184 262V264H185V262H186V260H184V258H183V256H185L184 254L185 253H190V255H191V253L193 254V257H196L197 258V261H198V263H199V260L201 261L202 259H204V260H211V257H214V255H213V253H214V250H215V253H217V249H218V246H216L217 248L215 249V248H212L211 247V243H214L213 242V239L212 240H209V239H207V238H209L206 234V236H207V238H206V236H205V238H204V236H203V232H198V230L196 231ZM221 228H222V226H221ZM16 229V228H15ZM153 229V228H152ZM161 229V228H160ZM163 229H164V227H163ZM166 229V231L168 230V228H165ZM179 229V228H178ZM178 229H176V230H178ZM208 229H210V227H208ZM216 228H214L212 231H214ZM217 229H219L218 227H217ZM229 229H230V227H229ZM232 229V228H231ZM11 230V229H10ZM71 230V229H70ZM102 230V229H101ZM149 229H147V231H148ZM154 230V229H153ZM179 230H181V229H179ZM178 230V231H179ZM186 230H188V229H186ZM234 230V229H233ZM232 230V231H233ZM84 231V230H83ZM150 232H151V229L149 230ZM148 231V232H149ZM158 231V230H157ZM162 230H160V232H161ZM164 231V230H163ZM162 231V232H163ZM174 231H175V229H174ZM184 231V230H183ZM209 231V230H208ZM220 231H222V230H220ZM230 231V230H229ZM232 231H230V233L232 232ZM9 232V231H8ZM30 232V231H29ZM94 232V231H93ZM153 232V231H152ZM168 232V231H167ZM214 232H218L217 230H215ZM213 232V233H214ZM223 232V231H222ZM41 233V232H40ZM95 233V232H94ZM118 233H120L121 235H122V238H124L125 240H126V242H127V244H125V242H124V244L125 245H121V246H119V244H116V243H118V242H116V235H119ZM166 233V232H165ZM174 233V232H173ZM177 233V232H176ZM183 233H185V232H183ZM207 233V232H206ZM230 233H228L227 235H229ZM32 234V233H31ZM151 233H149V235H150ZM154 234H155V230H154ZM158 234H159V232H158ZM157 234V235H158ZM161 234V233H160ZM175 234V233H174ZM182 234V233H181ZM232 234V233H231ZM234 234V233H233ZM42 235V234H41ZM93 235V234H92ZM121 235H120V237H121ZM156 235V236H157ZM179 235H180V233H179ZM184 235H186V234H183L182 236H184ZM235 235V234H234ZM91 236V235H90ZM102 236V235H101ZM100 236V237H101ZM160 236V235H159ZM159 236H157V237H159ZM175 236H177L178 237V235H175ZM174 236V237H175ZM203 236V237H202ZM232 236V235H231ZM161 237V236H160ZM181 237V236H180ZM184 237H186V236H184ZM91 238V237H90ZM150 238H152V236L150 237ZM219 238L220 237H217L216 238V240H217V242H218V240H219ZM30 239V238H29ZM100 239V238H99ZM118 239H119V237H118ZM121 239V238H120ZM147 239H149V237L147 238ZM154 239H155V237H154ZM157 239H159V238H157ZM211 239V238H210ZM221 239V238H220ZM226 239H229V237L228 238H226ZM225 239V240H226ZM98 240V239H97ZM138 240H140V242H141V244H140V247L138 246ZM162 240H163V238H162ZM230 240V239H229ZM41 241V240H40ZM124 241V240H123ZM148 241V240H147ZM154 241H156V239L154 240ZM153 241V242H154ZM158 241V240H157ZM164 241H165V238H164ZM215 241V240H214ZM223 240H221V242L220 243H223L222 242ZM261 241V242H260ZM138 242V243H137ZM150 241H148V243H149ZM152 242V241H151ZM150 242V243H151ZM160 243H161V240L159 241ZM163 242V241H162ZM186 242V241H185ZM254 242H255V240H254ZM25 243V242H24ZM53 243V242H52ZM120 243V242H119ZM149 243V244H150ZM157 243V242H156ZM167 243V242H166ZM166 243H164V245L166 244ZM38 244V243H37ZM56 244V243H55ZM106 244V243H105ZM121 244V243H120ZM123 244V243H122ZM147 243H145L144 245H146ZM152 244V247H153V249L152 250H154V245H155V242H154V245H153V243H151ZM217 244V243H216ZM248 244H249V242H248ZM248 244H247V246H248ZM255 244V243H254ZM258 244H257V246H258ZM262 244V243H261ZM262 244V245H263ZM51 245V244H50ZM82 245V244H81ZM127 245V246H126ZM156 245H158V244H156ZM162 245V244H161ZM168 245L166 246V247H168ZM185 245H186V243H185ZM184 245V246H185ZM186 245V246H187ZM221 246H222V244H220ZM220 245H219V247H220ZM262 245H260L261 246V248H262ZM87 246V245H86ZM110 246V245H109ZM163 246V245H162ZM164 246V247H165ZM212 246H213V244H212ZM215 246V245H214ZM213 246V247H214ZM249 246H251V245H249ZM248 246V247H249ZM260 246H258V247H260ZM67 247V246H66ZM96 247V246H95ZM105 247V246H104ZM223 247V246H222ZM234 247V246H233ZM258 247H256L255 246V251L257 250V248ZM263 247H264V245H263ZM78 248V247H77ZM84 248V247H83ZM86 248V247H85ZM98 248V247H97ZM155 248V249H156ZM185 248V247H184ZM231 248V247H230ZM234 248V250H236ZM250 248H252V247H250ZM252 248V249H253ZM43 249H45V248H43ZM92 249H94V248H92ZM106 249V248H105ZM169 249V250H168ZM168 251H169V253H170V248L168 247ZM237 249V250H238ZM45 250H47V249H45ZM109 249H107L106 251H108ZM221 250H223L222 251V253L221 254H223V252H224V250H225V252H226V249H223V248H221ZM228 250V249H227ZM236 250V251H237ZM260 250V249H259ZM263 250V249H262ZM59 251V250H58ZM64 251V250H63ZM105 251V252H106ZM165 251V250H164ZM167 251V252H168ZM189 251V252H188ZM220 250L218 249V252H219ZM232 251V250H231ZM230 251V252H231ZM253 251V250H252ZM36 252H37V249H36ZM40 252V251H39ZM43 252V251H42ZM41 252V253H42ZM46 252V251H45ZM87 252V251H86ZM94 252V251H93ZM100 252V251H99ZM104 252V253H105ZM163 252V251H162ZM225 252H224V255H225ZM230 252H228V253H230ZM238 252V251H237ZM47 253V252H46ZM50 253V252H49ZM84 253V252H83ZM108 252H106V254H107ZM130 253H127L128 254V256L130 257ZM72 254V253H71ZM86 254V253H85ZM94 254V253H93ZM105 254V255H106ZM150 254H147L148 256L150 255ZM167 254V253H166ZM171 254V253H170ZM172 254V255H173ZM186 254V255H187ZM232 254V253H231ZM234 254H237V253H234ZM233 254V255H234ZM260 254H262L261 256L263 257L264 256V252H262L261 251V253ZM35 255V254H34ZM38 255V254H37ZM43 255V254H42ZM51 255H53V254H51ZM79 256H80V254H78ZM78 255H76V256H78ZM99 255V254H98ZM105 255H104V257H105ZM164 255V254H163ZM168 256H169V254H167ZM173 255V256H174ZM216 255V254H215ZM218 255V254H217ZM223 255V256H224ZM230 255V254H229ZM36 256V255H35ZM65 256V255H64ZM70 256V255H69ZM75 256V255H74ZM74 256H72V257H74ZM95 256V255H94ZM152 256H149L150 258L152 257ZM165 257H166V255H164ZM192 256V255H191ZM226 256L228 257V254H227V252H226ZM238 256V255H237ZM260 256V255H259ZM259 256H257V258L259 257ZM37 257V256H36ZM36 257H35V259H36ZM38 257H39V255H38ZM87 257V256H86ZM99 257H101V256H99ZM147 257V256H146ZM171 257V256H170ZM177 257H176V259H177ZM190 257V256H189ZM218 257V256H217ZM226 257V258H227ZM241 257V256H240ZM42 258V257H41ZM77 258V257H76ZM94 257H93V255H92V258L91 259H93ZM103 258V256L101 257V258H98V259H102ZM159 258V257H158ZM185 258H186V256H185ZM187 258H188V256H187ZM195 258V259H196ZM226 258H224V259H226ZM238 258V257H237ZM40 259V258H39ZM60 259V258H59ZM67 259H69L68 257H67ZM78 259V258H77ZM91 259H88L87 261H91L92 262V260ZM95 259V258H94ZM97 259V260H98ZM132 259V258H131ZM147 259V258H146ZM152 260H153V258H151ZM150 259V260H151ZM164 259V258H163ZM175 259V258H174ZM173 259V260H174ZM189 259V258H188ZM191 259V258H190ZM190 259H189V261H190ZM194 259V258H193ZM231 259V258H230ZM240 259H242V257L240 258ZM262 259H264V257L262 258ZM18 260V259H17ZM41 260H43V259H41ZM62 260H65V259H62ZM72 260V259H71ZM86 260V259H85ZM97 260H95V261H97ZM114 260V261H113ZM134 260V259H133ZM149 260V259H148ZM203 260V261H204ZM227 260H228V258H227ZM226 260V261H227ZM232 260V259H231ZM230 260V262H232ZM35 261V260H34ZM33 261V262H34ZM38 261V260H37ZM36 261V262H37ZM45 261V260H44ZM77 261V260H76ZM94 261V262H95ZM99 261V260H98ZM142 261V262H143ZM153 261H155V259L153 260ZM153 261H151L150 263L151 264H153L152 262ZM161 261V260H160ZM163 261V263H165L164 262V260H162ZM180 261V262H181ZM229 261V260H228ZM258 261V260H257ZM259 261H260V259H259ZM35 262V263H36ZM63 262V261H62ZM69 262V261H68ZM81 262V261H80ZM79 262V263H80ZM126 262V261H125ZM128 262V261H127ZM129 262H130V260H129ZM149 262V261H148ZM179 262V261H178ZM179 262V263H180ZM205 262V261H204ZM57 263V262H56ZM72 263H73V261H72ZM75 263H77V262H75ZM96 263V262H95ZM144 263V262H143ZM158 263V262H157ZM156 263V264H157ZM161 263V262H160ZM163 263H161V264H163ZM187 263V262H186ZM191 263V262H190ZM206 263H208V262H206ZM212 263V262H211ZM233 264L234 263H239V261H236V259H235V261H233L232 262ZM231 263V264H232ZM240 263V264H241ZM262 263V262H261ZM260 263V264H261ZM30 264V263H29ZM42 264V263H41ZM92 264H94V263H92ZM99 264H100V262H99ZM121 264H123V263H121ZM168 264V263H167ZM182 264V263H181ZM188 264V263H187ZM197 264V263H196ZM201 264H202V262H201ZM210 264V263H209ZM230 264V263H229ZM255 264H257V263H255ZM264 264V263H263Z\"/></svg>","mask_w":264,"mask_h":264}]
</instances>
